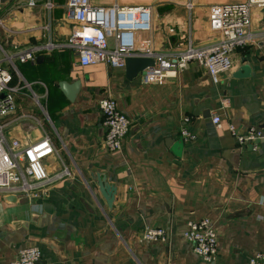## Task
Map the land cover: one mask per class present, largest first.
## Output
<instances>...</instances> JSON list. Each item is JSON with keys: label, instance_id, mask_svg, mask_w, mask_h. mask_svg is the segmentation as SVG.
<instances>
[{"label": "crops", "instance_id": "0c3cea01", "mask_svg": "<svg viewBox=\"0 0 264 264\" xmlns=\"http://www.w3.org/2000/svg\"><path fill=\"white\" fill-rule=\"evenodd\" d=\"M245 1L142 0L139 5L153 7V29L136 34L137 48L171 55L190 38L195 45H208L215 40L210 8ZM48 2L52 8L0 0V47L14 59L13 86L19 88L16 110L0 124L8 141L24 145L48 134L58 150V157L46 163L48 172L54 175L67 167L71 177L52 184L46 200L36 204L23 198L12 202L9 198L15 196L0 192V264H10L28 246L41 247L39 264H210L183 238L189 221L204 218H211L218 230L214 264H249L251 255L264 248V141L254 152L238 144L229 126L239 132L255 126L264 132L263 50H239L234 69L220 85L193 64L164 85L144 86L138 77L127 79L126 70L105 64L80 67L77 54L62 47L73 27L66 16L67 0ZM128 3L133 2L115 4L132 5ZM189 3L195 7L192 12ZM91 4L112 6L101 0ZM252 29L264 31L263 11H253ZM49 44L55 47L38 55L41 63L17 62L19 51ZM245 66L251 76L238 77ZM56 76L82 82L75 102L64 96L60 81L50 87L44 80ZM55 87L60 93L50 91ZM50 93L64 96L63 109L56 105L46 111L41 99L47 102ZM106 97L116 99L132 122L122 151L116 153L102 147L99 103ZM224 98L230 100L229 108ZM214 114L222 117L221 129L212 124ZM47 118L55 125L51 131ZM53 129L65 146V161ZM184 129L196 140L185 143ZM99 174L117 188L112 209L99 191ZM146 227L167 229L170 243H141Z\"/></svg>", "mask_w": 264, "mask_h": 264}, {"label": "built area", "instance_id": "2783aa9c", "mask_svg": "<svg viewBox=\"0 0 264 264\" xmlns=\"http://www.w3.org/2000/svg\"><path fill=\"white\" fill-rule=\"evenodd\" d=\"M29 8L45 3L52 8L48 0H25ZM187 10L192 12L194 5L189 3ZM66 16L73 27L63 48L77 54V63L86 68L105 64L112 69L126 70L128 58H150L154 65L139 73L138 79L144 86L164 85L168 80L178 77L183 71L195 64L207 71L214 85H220L223 77L234 69L233 58L239 50L262 49L264 53V31L252 29V14L255 9L264 10V0H246L241 3L214 5L210 8L209 29L215 40L208 45H195L191 38L183 48L171 55L153 51L141 52L137 48L136 34L150 33L153 29V7L148 5L99 7L91 0H67ZM174 32V30H171ZM55 46H34L19 51L16 56L20 64L37 62L43 51H51ZM0 61V119L10 116L16 110V93L13 86L17 73L14 59L6 54ZM36 96V95H35ZM47 96V95H46ZM225 108L230 100L223 99ZM102 126L105 134L102 147L109 153L122 151L124 142L130 133L132 122L120 111L116 99L103 98L99 103ZM212 124L218 129L223 126L219 114L212 115ZM190 119L187 118L186 122ZM0 124V192L23 198L30 204L40 203L48 197L52 184L71 177L67 167L52 175L48 172V159L58 154L53 139L45 134L41 139L24 145L19 140L8 141ZM229 130L240 146L249 145L254 152L259 151L264 141L262 129L252 126L239 132L235 125ZM185 143L196 140V136L187 129L181 131ZM184 240L192 252L205 263H215L219 256V235L215 222L211 218L189 221L183 232ZM140 242L146 244L167 245L170 233L161 227H146L140 234ZM43 258L40 246H28L18 251L10 264H39ZM249 264H264V248L253 253Z\"/></svg>", "mask_w": 264, "mask_h": 264}, {"label": "water", "instance_id": "95a60500", "mask_svg": "<svg viewBox=\"0 0 264 264\" xmlns=\"http://www.w3.org/2000/svg\"><path fill=\"white\" fill-rule=\"evenodd\" d=\"M43 57L37 58V63H41ZM154 60L150 58H128L126 61V77L129 80H134L138 77L139 73L145 70L146 68L153 66ZM238 77H250L251 70L249 66L243 67L238 73ZM59 88L65 97L70 102H75L78 94L82 89V82L80 80L74 81L73 83H69L67 81H62L59 83ZM98 179V187L102 197L106 200L109 209H112L114 206L115 196L117 193V188L108 183L106 176L97 175ZM16 197H10L9 200L14 202L16 201ZM51 205H45V211L47 213H51ZM205 263V262H204ZM214 264V263H210Z\"/></svg>", "mask_w": 264, "mask_h": 264}, {"label": "rangeland", "instance_id": "374dc122", "mask_svg": "<svg viewBox=\"0 0 264 264\" xmlns=\"http://www.w3.org/2000/svg\"><path fill=\"white\" fill-rule=\"evenodd\" d=\"M101 1H111L112 2V4H110V5H115V3H122V0H101ZM133 3H128V4H132L131 6H138L139 4H141V1L142 0H131ZM173 1V0H172ZM176 1H178V0H175V2ZM256 10H258V11H263V13H264V10H262V9H255L254 11H256ZM69 23H71V22H69ZM69 25V24H68ZM70 29V28H69ZM254 30V29H253ZM71 29H70V32H69V34L71 35ZM254 31H256V30H254ZM70 35H69V37H70ZM4 57H5V55H4V53L2 52V50L0 49V61L1 60H3L4 59ZM49 100V99H48ZM48 100H47V102H46V100H44V99H41V102H42V105H44L45 107H46V111H47V109H48ZM45 110H44V112H46ZM46 114V113H45ZM47 115V114H46ZM47 122H50V124L48 123V128H47V130L48 131H51L50 129L51 128H53L52 126L54 125L53 124V122H51L48 118H47ZM55 126V125H54ZM55 128V127H54ZM52 134H53V136H56V138H57V146H58V148H60V155H61V159H63L64 161L67 159V152H66V149H65V146H64V144H63V142H62V139L60 138V137H58L57 136V134H56V132H55V130L53 129L52 130ZM56 157H58L57 155H56ZM60 158H58L57 159V161H58V163L59 164H61V165H63V160H61ZM63 169H64V167H63ZM62 169V170H63Z\"/></svg>", "mask_w": 264, "mask_h": 264}, {"label": "trees", "instance_id": "16d2710c", "mask_svg": "<svg viewBox=\"0 0 264 264\" xmlns=\"http://www.w3.org/2000/svg\"><path fill=\"white\" fill-rule=\"evenodd\" d=\"M42 60H44V59H42ZM48 79V80H47ZM65 78L64 77H60V76H56V77H51V78H45L44 80L46 81V83L48 82V83H50V87H52L51 86V84H53L54 82H62V81H66V80H64ZM51 92H55V94L56 93H60L59 92V89L57 88V87H55L54 89H52V90H50ZM65 96V95H64ZM64 96L63 95H54V93H53V95H52V93H50V95H49V97H48V110L51 112V109L54 107V106H56V105H58L59 106V108L60 109H63L64 108V103H62L61 102V98H64Z\"/></svg>", "mask_w": 264, "mask_h": 264}]
</instances>
